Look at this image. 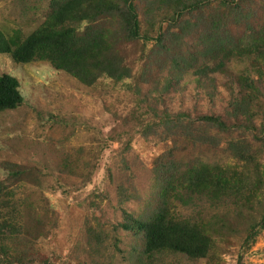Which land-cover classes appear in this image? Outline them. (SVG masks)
<instances>
[{
    "label": "rangeland",
    "instance_id": "1",
    "mask_svg": "<svg viewBox=\"0 0 264 264\" xmlns=\"http://www.w3.org/2000/svg\"><path fill=\"white\" fill-rule=\"evenodd\" d=\"M52 1L0 0V30L26 36ZM132 1L142 31L149 32L148 19H162V30L179 34L163 18L161 0ZM227 1H207L181 16L190 24L174 44L176 55H185L183 72L165 91L170 57L141 39L121 40L130 76L120 81L82 80L45 59L19 63L0 53V75L16 77L23 96L18 106L0 110V264H264V60L254 53L225 58L212 79H202L204 88L193 73L218 61L204 51L214 30L215 40L232 49L264 33V0ZM241 74L258 88L253 127L220 131L201 116L226 119ZM219 168L240 179L241 192L209 198L178 182L191 169ZM162 188L175 217L211 236L206 256L141 254L143 237L128 227L152 215ZM253 221L258 225L250 229Z\"/></svg>",
    "mask_w": 264,
    "mask_h": 264
},
{
    "label": "trees",
    "instance_id": "2",
    "mask_svg": "<svg viewBox=\"0 0 264 264\" xmlns=\"http://www.w3.org/2000/svg\"><path fill=\"white\" fill-rule=\"evenodd\" d=\"M208 1L214 0H161L167 7L163 18L175 22L179 34L162 30V19L156 24L159 31L151 29L149 32L141 30L139 15L132 0H53L50 11L43 22L22 37L19 31L6 35L0 30V53L9 55L15 62L27 63L34 58L48 60L57 68L61 67L74 72L80 79L92 76L108 77L116 81L130 76V69L124 64L119 44L121 40H144L152 50L161 51L170 57L171 67L169 75L163 80L165 86L178 82V75L183 72L180 61L185 55H176L174 44L176 40L183 39V35L190 31L189 23L180 20L186 12H192ZM228 5L227 0H220ZM212 17V25H215ZM105 20L111 28L104 27L101 23ZM113 24L115 28H113ZM217 28V27H216ZM147 30V31H148ZM155 35L152 36V32ZM257 33V32H256ZM260 32H258L259 34ZM218 33L214 30L206 40L205 55L209 59H217L212 66L202 65L194 70L197 75L196 82L204 88V78L212 79L213 74L225 66V58L230 56H245L257 54L264 60V33L259 38H254L244 44L243 48L237 45L234 49L221 40H215ZM151 40V41H150ZM239 49V50H237ZM237 50V51H236ZM256 57V56H255ZM251 66L256 65V60L250 61ZM254 78L248 75H238L235 85L231 89L232 98L229 108L223 114H204L201 119L213 125L220 131L232 129L248 130L253 127V104L258 99L257 87ZM23 101L19 90L18 79L10 74L0 75V110L13 108ZM166 118V116L164 114ZM263 144H264V128ZM185 189L204 193L209 198H221L224 195L235 196L241 192L242 184L239 178L229 173L225 168L214 170H189L185 176L178 180ZM166 183H170L169 180ZM170 186V185H169ZM168 191L162 188L161 204L148 218H134L128 229L142 235L143 246L141 254L151 258L154 254L169 250L182 253L190 258L204 257L212 244V238L202 225L188 219H180L169 211L168 200H165ZM251 206V205H250ZM261 219L264 220V204ZM260 219V220H261ZM258 223L251 222L250 229Z\"/></svg>",
    "mask_w": 264,
    "mask_h": 264
}]
</instances>
